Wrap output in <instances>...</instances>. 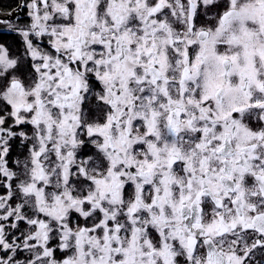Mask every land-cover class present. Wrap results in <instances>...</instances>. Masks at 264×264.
I'll return each instance as SVG.
<instances>
[{"label": "snow or ice", "instance_id": "6c2138e0", "mask_svg": "<svg viewBox=\"0 0 264 264\" xmlns=\"http://www.w3.org/2000/svg\"><path fill=\"white\" fill-rule=\"evenodd\" d=\"M9 7L0 264H264V0Z\"/></svg>", "mask_w": 264, "mask_h": 264}, {"label": "flooded vegetation", "instance_id": "af4514ba", "mask_svg": "<svg viewBox=\"0 0 264 264\" xmlns=\"http://www.w3.org/2000/svg\"><path fill=\"white\" fill-rule=\"evenodd\" d=\"M17 2L18 0H0V4L4 6L2 9H0V11L7 13L8 11H10L9 6H11V8H15L17 5ZM4 19L9 20L13 24H16L18 22L19 23L28 22V18L26 16L24 9H19L16 11L14 16L12 17L5 16ZM0 42H6L10 46H12L14 50L17 46H19V38L17 37L15 33L8 31L6 25H0ZM20 151L21 149L18 146L15 147L11 159H15ZM256 258L262 259L264 257H261L260 254L257 253Z\"/></svg>", "mask_w": 264, "mask_h": 264}, {"label": "trees", "instance_id": "16d2710c", "mask_svg": "<svg viewBox=\"0 0 264 264\" xmlns=\"http://www.w3.org/2000/svg\"><path fill=\"white\" fill-rule=\"evenodd\" d=\"M14 47H15V45H14Z\"/></svg>", "mask_w": 264, "mask_h": 264}]
</instances>
